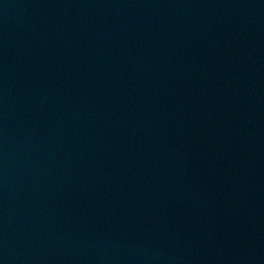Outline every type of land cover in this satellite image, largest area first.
<instances>
[{
    "label": "water",
    "instance_id": "water-1",
    "mask_svg": "<svg viewBox=\"0 0 264 264\" xmlns=\"http://www.w3.org/2000/svg\"><path fill=\"white\" fill-rule=\"evenodd\" d=\"M0 264H188L155 0H0Z\"/></svg>",
    "mask_w": 264,
    "mask_h": 264
}]
</instances>
